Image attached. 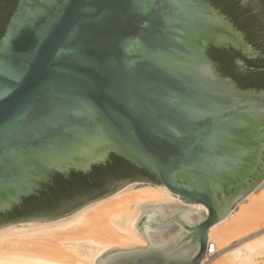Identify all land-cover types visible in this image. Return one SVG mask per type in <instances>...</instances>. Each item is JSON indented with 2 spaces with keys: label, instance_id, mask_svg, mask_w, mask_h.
<instances>
[{
  "label": "water",
  "instance_id": "water-1",
  "mask_svg": "<svg viewBox=\"0 0 264 264\" xmlns=\"http://www.w3.org/2000/svg\"><path fill=\"white\" fill-rule=\"evenodd\" d=\"M210 47L257 55L206 0H18L0 38V214L55 173L88 172L114 153L207 211L148 207L135 224L146 245L108 249L96 263L200 264L210 229L264 187V89L222 75ZM129 181L0 227L63 216ZM185 210L201 220L188 228L177 217ZM171 221L192 232L172 244L151 238ZM195 238L192 256L195 245L167 256Z\"/></svg>",
  "mask_w": 264,
  "mask_h": 264
},
{
  "label": "bare ground",
  "instance_id": "bare-ground-1",
  "mask_svg": "<svg viewBox=\"0 0 264 264\" xmlns=\"http://www.w3.org/2000/svg\"><path fill=\"white\" fill-rule=\"evenodd\" d=\"M134 187L135 186H131L129 188V190L134 191H132V199L124 197V192L122 191L116 194L114 193L112 196H109V198L99 200L92 205L90 204L64 220L31 222L21 225L14 224L1 228L0 264H91L96 262L97 258L103 255L108 249L115 248L117 243L110 240L111 238L121 239L127 245H130L128 248L120 249H133L139 246H145L146 239L135 227L141 212L148 208L145 204L151 203L154 205L153 207H155L164 205V202L179 201L180 197L174 195L171 191L161 185H148L139 188ZM254 193L255 191L250 193L247 197L249 200L248 203L252 205H255L264 197V188L257 194ZM109 199H115L113 206L108 207L104 204ZM131 203H134L133 209L128 208ZM242 205L243 204L240 206ZM189 208L195 210L203 209L195 213L207 211L206 207L201 204H192ZM235 212L237 213L238 210H233L224 220L215 224L210 229L209 244L213 246V251H218L219 254H225L229 252V250L231 251V249L234 248V245L224 244V246H221L218 243V246H220L217 247L212 232L214 229L219 227V225L226 222L231 216H233ZM193 215L194 211L185 210L183 213L179 214L178 219L186 224H193L196 222L193 219ZM200 220L201 216L197 221ZM173 222L174 221H171L169 226L159 231L152 232L149 230L151 238L156 242H162L163 244L179 242L184 236L183 234H180L183 231L186 232V227L180 222L177 221L180 227L176 232H173L168 236L165 235V231L172 226ZM80 229H83L89 234L62 239L54 244L50 242L47 244H44V242L39 243V241H41V239L45 236H50L58 232L70 233ZM251 240V237L240 240L238 248H240L239 244L241 248L243 245L249 246ZM248 246H246V249L250 247L249 250L251 248L252 250H257L256 248L253 249V247ZM237 249H233L232 251L235 250V253L239 251L241 252L240 249L238 251ZM246 251L248 252V250ZM241 253L243 254V252ZM210 255L211 253H209L208 250L206 257ZM247 255H245V257ZM73 258L75 260H73ZM248 258H250L249 255ZM203 263L204 261H202V264Z\"/></svg>",
  "mask_w": 264,
  "mask_h": 264
},
{
  "label": "trees",
  "instance_id": "trees-1",
  "mask_svg": "<svg viewBox=\"0 0 264 264\" xmlns=\"http://www.w3.org/2000/svg\"><path fill=\"white\" fill-rule=\"evenodd\" d=\"M18 0H0V38L6 24L16 7ZM217 6L232 16L237 26L246 33L248 40H254L248 33V20L240 19L235 10L224 0H214ZM210 56L218 63L222 75L230 76L243 89H264V71L239 65L237 60L243 59L239 52L226 49L210 48ZM155 176L139 168L126 159L112 153L105 163L95 164L88 172L72 171L68 177L55 173L52 183L45 185L39 195L25 198L22 204L12 210L0 214V223H7L29 218L34 215L59 212L63 208L85 200L108 182L113 180H138Z\"/></svg>",
  "mask_w": 264,
  "mask_h": 264
},
{
  "label": "rangeland",
  "instance_id": "rangeland-1",
  "mask_svg": "<svg viewBox=\"0 0 264 264\" xmlns=\"http://www.w3.org/2000/svg\"><path fill=\"white\" fill-rule=\"evenodd\" d=\"M148 185L157 186L156 184L148 183V182H145V181H132L131 180V181L127 182L126 184L122 185L121 187L117 188L113 192H111V193H109L107 195H104V196H102L100 198H97L95 200H92L90 202H87L85 204H82L81 206H79L78 208L73 210L72 212L67 213V214H65L63 216H60V217H57V218H53V219H50V220L19 221V222L7 224L5 226L14 225V224L15 225H18V224L21 225V224H25V223L27 224V223H31V222L33 223V222H43V221H51V220L52 221L53 220H64V219H67V218L71 217L72 215H74L76 212H78L82 208H84L86 206H89L90 204L92 205L93 203H96L99 200H104L106 198H109V196H112L114 193L116 194V193L122 191V192H124V195H123L124 197H126L128 199H132L131 195H132V193L134 191L133 190H129V188L131 186H135L134 188H139V187H144V186H148ZM261 197H262V195H261ZM114 200L115 199H109L104 204L106 206H108V207L109 206H113L114 205ZM245 200H248V199L245 198V199L239 201V203H237L234 206V208H233L234 211L238 210V212L237 213L235 212L233 214V216H231L226 222H224L221 225H219V227L214 229L212 233H213V236H214V239H215L217 247H219L220 245L224 246V244H229V245H234L233 249L236 250L238 248V243L240 242V240H242L244 238H247V237H251L252 240L250 241L249 246L253 247V249L256 248L258 251L255 250V249H254L255 250L254 251L251 248L250 250H252L253 251L252 252V251L249 250L250 247L248 245H246V246H248L249 248L246 249V246L243 245V244H242L243 247L241 248V246L239 244L240 248H238L237 251L240 249L241 252H243V254L240 251L236 252L237 253L236 254L234 252L235 250L232 251L233 249H231L232 252L229 250V252H227L225 254H219V252L216 251L214 254H212L210 256L206 257V255H205V257L203 259V261H204L203 264H264V197L261 200H259V202H257L255 205H252V204H250L248 202L244 203ZM166 203L167 204L176 205V206L187 207V208L192 206V204H188V203L184 202L183 200H181V198H180L179 201H172V202H166ZM166 203L164 202V205ZM133 204L134 203H131L128 206V208L129 209H133V207H134ZM241 204H243V205L240 206ZM238 205H239V208H238ZM145 206L146 207L147 206L148 207H153L154 205L151 204V203H148V204H145ZM112 208H114V207H112ZM200 214H201V216H203L204 212H200ZM177 217L179 218V214L177 215ZM199 217L200 216L193 215V219L196 222L193 223V224H186L187 227L190 228L193 225H195L198 222L197 220H198ZM5 226H3V227H5ZM3 227H0V229L3 228ZM179 227H180L179 223L177 221H174L172 226H170V228H168L167 231H165V235L168 236L169 234H171L173 232H176ZM185 231H186L185 232L186 234L183 236V238L181 240H183L186 236H188V234H190L192 232L191 230H189L187 228L185 229ZM86 234H89V233L84 231L83 229H80L78 231L77 230L76 231H72L70 233L58 232L56 234L43 237L41 239V241H39V243L44 242V244H47L48 242H50V243L54 244V243L59 242V240H62V239L73 238L75 236H83V235H86ZM106 238H108V237H106ZM192 238H193V236L188 238V239H185L183 242H181L176 247V249L173 248L172 251L178 250L185 243L189 244L191 242ZM110 240H113L114 242L117 243L116 246H118V247L115 246V248H118V249H120V248H128L130 246V245H127L121 239L111 238ZM218 243L220 244L219 246H218ZM193 245L196 246V250L191 254V256H192L199 249V241H198L197 238H195V240L192 242V244L189 247H187L186 249H183L180 252L174 253V255L172 257L169 256L168 252H167V256L170 259L181 257L184 254H186L187 252H189ZM217 247H216V249L218 250ZM244 248H245V251H244ZM246 250H248V252L250 251L249 254H248V252ZM238 253H239V255H238ZM240 253H241V255H240ZM244 254L245 255L248 254L250 256V258H248V255L245 257ZM65 260H68V259H65ZM73 260H75V259L73 258ZM91 264H97V263L93 262ZM200 264H202V262Z\"/></svg>",
  "mask_w": 264,
  "mask_h": 264
},
{
  "label": "flooded vegetation",
  "instance_id": "flooded-vegetation-1",
  "mask_svg": "<svg viewBox=\"0 0 264 264\" xmlns=\"http://www.w3.org/2000/svg\"><path fill=\"white\" fill-rule=\"evenodd\" d=\"M206 1L210 2L213 6H215L217 9H219L222 13H224L229 18V20L234 24V26L241 31V33L243 34L246 41L249 44H251L254 49H256L257 55L256 56L252 55L251 57H249L246 54H244L241 51L236 50L234 48H229V49H227V48H215V47H210V48L234 50L236 52H239L243 57V59L237 60V63L239 65L242 66V65L246 64V65H248L249 68L264 71V0H224V1H226L227 4L230 5V7H233V9L235 10V15L237 17H239L240 19L249 21L248 33H249L250 37L254 38V40H251V41L247 39L246 33L237 26V24L235 23L232 16L223 11L222 7L217 6L215 4L214 0H206ZM210 48H209V50H210ZM209 50H208V54H209ZM209 56H210V54H209ZM215 63L217 64V68L219 69L218 63L216 61H215ZM132 181H145L148 183H154V182H156V178L155 179H153V178H141V179L132 180ZM112 185L113 184H111V185L106 184L103 188L98 190V192H96L92 196L88 197L87 199L92 198L96 195H99L100 193L107 191L110 187H112ZM74 204H76V203H74ZM69 206H71V205H69ZM69 206H67V207H69ZM67 207L63 208L60 211L65 210Z\"/></svg>",
  "mask_w": 264,
  "mask_h": 264
},
{
  "label": "built area",
  "instance_id": "built-area-1",
  "mask_svg": "<svg viewBox=\"0 0 264 264\" xmlns=\"http://www.w3.org/2000/svg\"><path fill=\"white\" fill-rule=\"evenodd\" d=\"M208 250H209V253H211V255L216 252V251H213V246L210 244H208V246H207V253L206 254H208Z\"/></svg>",
  "mask_w": 264,
  "mask_h": 264
}]
</instances>
